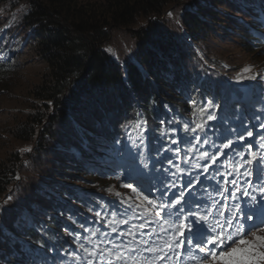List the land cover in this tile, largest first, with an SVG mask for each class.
I'll return each mask as SVG.
<instances>
[{
	"label": "trees",
	"instance_id": "16d2710c",
	"mask_svg": "<svg viewBox=\"0 0 264 264\" xmlns=\"http://www.w3.org/2000/svg\"><path fill=\"white\" fill-rule=\"evenodd\" d=\"M179 1L0 0V264H81L103 231L93 216L71 218V203L105 209L97 186L107 182L92 171L126 150L124 123L129 139L144 120L152 147L175 148L191 135L185 122L207 134L242 122L226 120V90L204 75L230 79L243 65L232 52L264 54V0ZM190 99H213L216 118L194 114ZM170 152L152 156L156 169Z\"/></svg>",
	"mask_w": 264,
	"mask_h": 264
},
{
	"label": "snow or ice",
	"instance_id": "6c2138e0",
	"mask_svg": "<svg viewBox=\"0 0 264 264\" xmlns=\"http://www.w3.org/2000/svg\"><path fill=\"white\" fill-rule=\"evenodd\" d=\"M244 71L247 72L250 69L246 68ZM190 104L194 114L198 112L201 117L206 115L209 121L216 118L209 111L214 106L219 107L213 99H208L204 107L198 106L195 99H190ZM146 125L147 121L139 120L135 122L133 131H137L140 138H143V133L147 131ZM125 127L128 126L125 125ZM184 130L191 135L179 141L173 138L171 143L185 147L169 151H174L177 157L184 152L186 157L184 164L189 165V168L198 169L199 172L193 175L189 168H182L177 164L175 172L172 173L175 179L167 177L158 179V183L150 184L147 191L139 187L135 179L128 177V182L123 186L130 188L134 197H127L125 202L128 203L132 214L143 222L138 225L133 224L127 232H118L117 227H112L113 233L125 236L128 240L119 244L109 241L110 247L104 249L99 248V245H95L92 249L85 248L88 257L86 264H163L166 260L180 264L184 253H187L190 259H195L196 264H264V235L258 234V232H264V220L246 224L245 221H252V214L245 212L241 219L240 213L243 209L238 204L233 203V210L230 211L228 205L224 203L225 200H236L238 195L256 202L257 195L254 193L257 191L261 197H264V166H262L264 152L259 154V160H257L258 154L252 151L255 145L236 147V143L245 141L246 137H253V131L245 128L241 133L238 128L232 129L230 131L235 132L237 141L224 138L220 140L219 146H216L215 142L210 144L204 123L195 120L191 124L185 122ZM201 132L204 136L199 134ZM199 145L215 147L216 151L211 152L206 148L196 157L197 162L190 164L192 157L188 156V153L194 151ZM259 147L264 149V143H261ZM224 150H232L236 157L231 162L234 167L227 172H222L219 168L213 169V166L218 164L220 156L228 155ZM165 159L172 163L171 157H165ZM199 161H206V163L201 164ZM253 161L256 163L253 164ZM213 171L215 175L212 174ZM253 172L255 181L252 180ZM201 173L208 180H213L216 176L220 177L215 186L208 185L201 188V191L206 192L208 198L213 201L212 204H207L205 200L192 195L197 185L204 184V181L199 178ZM181 176H187V178L181 180ZM241 176L244 177L243 181L240 180ZM242 183L247 187L242 188ZM134 184L137 186L134 187ZM209 187L212 188L211 192L208 191ZM108 191L111 192L112 189ZM157 192L158 196L155 195ZM215 197H220V200L216 201ZM213 205L218 211H209ZM2 211L3 209L0 208V212ZM96 215L99 216L100 213ZM210 217L214 223L210 221ZM112 223L123 225L128 224V220H113L110 225ZM153 224L158 228L152 227ZM165 234L170 235L165 238ZM91 235L96 236L97 233L92 232ZM154 236L156 239H152ZM249 236L250 239L245 238ZM160 240H163V243H160ZM88 242H92L91 238ZM213 247H218L221 251H213ZM194 248L203 255L193 256Z\"/></svg>",
	"mask_w": 264,
	"mask_h": 264
},
{
	"label": "rangeland",
	"instance_id": "374dc122",
	"mask_svg": "<svg viewBox=\"0 0 264 264\" xmlns=\"http://www.w3.org/2000/svg\"><path fill=\"white\" fill-rule=\"evenodd\" d=\"M187 0H180V2H186ZM144 21L141 20L140 23H143ZM117 35V34H116ZM129 32L123 31L119 34L120 41L128 39L129 38ZM117 38V37H116ZM232 55L230 58L227 59L229 63H231L233 66H240L238 67L234 72L231 73V78L226 79L225 77H220L217 74L209 73L204 76H208L210 78V84L214 88L217 87H224L226 90V95L224 99H227L228 97H233V100L231 101L232 109L235 110L236 115H240V110L247 113L248 109L250 110V107L256 106L255 103H252V99L250 98L252 93L255 91V89L260 85L261 82H264V55L259 54V56L255 59H245L243 56H236V53L232 52ZM250 69V71L245 72V69ZM212 71V70H209ZM251 77H255V79H251ZM239 79V82H238ZM227 80H230V83H226ZM216 90V89H214ZM254 109V107H252ZM108 111V109H107ZM7 116V113L5 111L0 110V119L5 118ZM103 123L105 126L108 127H114L116 126L119 121L116 119V116L114 112H107L106 116L103 120ZM125 125L128 126L127 123H124L123 125V131L124 134V142L126 145V150L128 151H135L139 154H147V151L150 150V144L148 140L146 139V131L143 133V138H140L139 133L137 131H133V137L129 139V131L128 127H125ZM18 149V148H17ZM38 160L41 162L43 161L42 158H38ZM106 175L101 176L102 180L106 179ZM241 187H247L246 184H242ZM116 193H122L120 190L116 189ZM257 195V201L252 202L248 197L239 196L238 199H236V204H238L243 209V214L245 212L254 214L255 211H257L258 215L260 217L264 218V197H261L260 193L257 191L254 193ZM71 211L72 215L71 218L81 217V218H87L89 219L93 214L87 210L86 207H81L75 201L71 203ZM232 205L230 211H232ZM69 222H73L71 219ZM246 224L251 223V221H245ZM206 226V225H205ZM259 235H264V232H258ZM251 237H246V239H250Z\"/></svg>",
	"mask_w": 264,
	"mask_h": 264
},
{
	"label": "bare ground",
	"instance_id": "6f19581e",
	"mask_svg": "<svg viewBox=\"0 0 264 264\" xmlns=\"http://www.w3.org/2000/svg\"><path fill=\"white\" fill-rule=\"evenodd\" d=\"M92 173H95L94 175H96V177H100V176H101V172H95V171L93 170Z\"/></svg>",
	"mask_w": 264,
	"mask_h": 264
}]
</instances>
